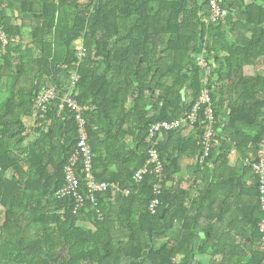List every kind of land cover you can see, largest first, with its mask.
<instances>
[{
  "label": "trees",
  "instance_id": "1",
  "mask_svg": "<svg viewBox=\"0 0 264 264\" xmlns=\"http://www.w3.org/2000/svg\"><path fill=\"white\" fill-rule=\"evenodd\" d=\"M199 1L0 0L8 40L0 46V92L9 94L0 106V264H243L247 257L246 264H264L257 183L240 226L220 230L224 209L217 211L213 195L232 150L244 157L243 172L252 171L264 137V0H219L226 13L216 22L207 0ZM201 55L212 69L210 154L202 160L208 121L201 107L195 123L186 118L177 130L158 134L163 170L155 196L153 170L139 184L133 177L148 160L150 127L185 118L195 105L204 87ZM72 73L78 76L73 87ZM48 83L56 87L55 99L34 117L28 140L22 119L33 116ZM65 94L80 106H96L84 113L92 175L119 185L92 199L80 179L77 209L72 194L59 196L77 140L74 116L59 109ZM187 157L197 164L184 179ZM241 183L240 174L231 184ZM154 198L159 204L152 214ZM205 229L194 251L195 231Z\"/></svg>",
  "mask_w": 264,
  "mask_h": 264
},
{
  "label": "built area",
  "instance_id": "2",
  "mask_svg": "<svg viewBox=\"0 0 264 264\" xmlns=\"http://www.w3.org/2000/svg\"><path fill=\"white\" fill-rule=\"evenodd\" d=\"M207 6L210 10V20L216 22L223 19L225 16V11L219 6V0H207ZM8 43V40L0 28V46L4 48ZM76 51L78 57L81 56L82 47L80 42H76ZM198 62L204 71V77L202 79V84L204 85L195 105L192 107L190 113L181 119H176L172 121H160L152 125L149 129V135L147 142L149 144L148 149V160L141 166L134 174L133 180L135 183L139 184L144 180V177L151 173L153 170L157 177V182L153 185V194L159 196L161 193V172L163 170V165L160 163L159 153L156 149L158 144V134L163 131L177 130L184 123L186 118L193 124L197 121L198 112L202 107V113L208 121V127L203 135L202 144L204 147L202 160L207 158L211 150V140L215 136V132L212 128L213 125V110L210 100V76L211 67L210 63L206 60L204 56L198 57ZM78 81V76L76 73H72L70 77V84L73 87ZM56 87L50 83L45 84V86L38 93L35 103L33 105V117L37 116L39 113H46L50 102L55 99ZM60 110H68L73 116L77 125V140L76 149L74 154L68 158L67 165L64 168V176L66 180V186L59 192V196L64 197L68 194H72L76 199V209L82 206V197L78 193L80 186V179H84L86 183L87 190L93 199V195L96 193L106 192L109 188L114 187L119 189L118 184H109L107 182H98L92 175V163L91 159L93 154L88 143V134L86 130V119L84 113L93 111L96 106H80L76 100H74L69 94H65L59 103ZM257 159L250 166L253 173L256 176L257 190L259 195L260 211L262 212V218L259 223V231L262 234V240L259 244L260 250L264 252V137L259 143V148L256 154ZM80 166V174L77 172V165ZM81 175V177H80ZM123 195H129L130 190L121 191ZM159 200L154 198L148 206V210L155 214Z\"/></svg>",
  "mask_w": 264,
  "mask_h": 264
},
{
  "label": "crops",
  "instance_id": "3",
  "mask_svg": "<svg viewBox=\"0 0 264 264\" xmlns=\"http://www.w3.org/2000/svg\"><path fill=\"white\" fill-rule=\"evenodd\" d=\"M229 35L232 37V39H235L233 35L230 34V28H229ZM3 81H1L0 89H3ZM2 101H0V106ZM1 110V108H0ZM24 125L27 129L28 133V140L32 138L33 131L35 128V118L33 116H27L23 119ZM27 140V141H28ZM225 140V139H223ZM127 142L132 144V139L127 138ZM228 164L222 167L219 170V175L224 176L225 180H221V182H217L218 190L216 189L213 191L214 197H216L217 205L216 209L221 210L224 209V213L220 212L224 218V222L220 225V230H222L224 227H228V223L233 224H239L242 225V221H245V215L249 214V210L251 209V202H253L255 199H253V193H255L256 186H255V176L253 174V171H246L243 172L241 169L242 166H245L244 157L241 156L236 151L232 150V153L228 156ZM197 162V158H184L182 162V172L181 177L182 178H189V175L191 173V168L195 166ZM215 163L210 164L214 171ZM195 171V168H193V172ZM212 171V172H213ZM242 175V183L237 184L236 186H232V182L238 181V176ZM212 180V178H211ZM189 182L185 181L182 183V187L186 188L188 187ZM216 191V193H215ZM240 228V227H239ZM198 232H206L205 230H196ZM199 240V239H198Z\"/></svg>",
  "mask_w": 264,
  "mask_h": 264
},
{
  "label": "water",
  "instance_id": "4",
  "mask_svg": "<svg viewBox=\"0 0 264 264\" xmlns=\"http://www.w3.org/2000/svg\"><path fill=\"white\" fill-rule=\"evenodd\" d=\"M204 2H205V0H200V1H199V4H202V3H204ZM16 14H17V13H16ZM23 17L28 18V17H30V16L27 15V14H25V15H23ZM226 32H227V36H228V35H229V33H228V32H229V28L226 29ZM139 61H141V58H140ZM139 66H140V63H138V65H137V67H136V70L139 68ZM213 66H215V64H213ZM185 77H187V75H185ZM134 79H135V78H134ZM217 80H218V69L215 68V75H214V77H213V81H212L213 92L215 91V88H216V86H217ZM181 93H182V95H183V93H184V89L181 91ZM182 98L184 99V97H182ZM235 99H236V97L234 98V100H235ZM231 104H232V102L228 103V107H230ZM149 108H150V106L147 107V109H149ZM228 113H230V110L228 111ZM228 118H229V117H226L225 119H222L221 128L218 129V132H219L221 135H223V134H222V129L225 127ZM186 141H187V139H184V140L182 141V144L185 143ZM223 142H224V140H222V143H223ZM176 156H178V153H177ZM195 232L198 234V236H199V240H197V241H195V242L193 243V245H192V249H193L194 251H198V250L200 249L201 245L204 243V241H205V237H206L207 233H206V232H198V231H195ZM145 255H146V252L143 253V257H144ZM193 258H194V253L192 254V259H193ZM249 259H250V257H247V258L245 259V261H244L243 264H246V263L249 261Z\"/></svg>",
  "mask_w": 264,
  "mask_h": 264
},
{
  "label": "rangeland",
  "instance_id": "5",
  "mask_svg": "<svg viewBox=\"0 0 264 264\" xmlns=\"http://www.w3.org/2000/svg\"><path fill=\"white\" fill-rule=\"evenodd\" d=\"M7 96H9V94H8L6 91H4V92H3V91L0 92V101L3 102L4 100H6V97H7ZM2 102H1V103H2ZM203 258H204V257H203ZM206 259H207V257L204 258V260H206Z\"/></svg>",
  "mask_w": 264,
  "mask_h": 264
}]
</instances>
